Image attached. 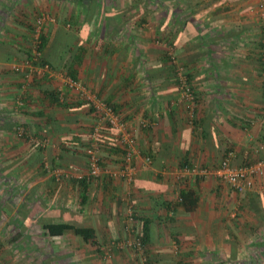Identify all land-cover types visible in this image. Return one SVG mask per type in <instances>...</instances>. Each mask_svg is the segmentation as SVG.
<instances>
[{
	"label": "crops",
	"instance_id": "crops-1",
	"mask_svg": "<svg viewBox=\"0 0 264 264\" xmlns=\"http://www.w3.org/2000/svg\"><path fill=\"white\" fill-rule=\"evenodd\" d=\"M163 1L101 0V10L98 0H19L10 19L0 9V264H11L8 250L20 243L23 264L37 255L38 264H78L76 251L47 247L81 238L50 237L44 224L92 227L98 242L113 243L127 237L131 212L151 222L155 264H264V174L245 193L201 171L185 174L217 168L229 152L235 166L264 158L261 0H167L165 11ZM32 9L59 20L45 32L50 66L113 106L135 136L133 182L108 175L84 182V146L98 116L66 88L61 103L59 78L26 84L13 72L29 47ZM180 70L195 96L194 120ZM20 125L47 146L18 137ZM99 140L103 163L120 169L116 135L103 128ZM47 167L63 173L62 183ZM188 191L198 200L193 208L179 203ZM123 259L115 255V264Z\"/></svg>",
	"mask_w": 264,
	"mask_h": 264
},
{
	"label": "built area",
	"instance_id": "built-area-1",
	"mask_svg": "<svg viewBox=\"0 0 264 264\" xmlns=\"http://www.w3.org/2000/svg\"><path fill=\"white\" fill-rule=\"evenodd\" d=\"M260 5V21L263 27L262 40L264 44V0H261ZM58 23V18L48 12H42L36 17L33 23L32 37L29 43L30 53L28 54H30V57H26L21 61L15 62L13 65V72L17 75L23 76L26 80V84L33 82L35 79L44 77L59 78L62 84V86L59 88V101L61 103L65 101L66 88L72 92H75L78 96V99L91 107L94 110V113L98 116L99 120L97 122V126L94 128V134L92 136L94 143L91 148L86 149L88 172L81 179L87 178L88 181L99 180L103 177V175H108L114 180L119 178L131 183L134 181L136 174L134 161L141 152L137 148L135 136L128 130L129 127L121 117L120 113L117 112L110 104L100 99L82 82L73 79L64 72H57L48 63H44L41 60L44 57L40 51L42 38L43 35H45L44 31L46 30V27L55 26ZM177 76L179 78L180 90L186 104L188 115L190 119L194 120L196 115V100L195 96L193 95L192 88L182 70L178 71ZM261 78V84L264 88V69L262 71ZM23 105V100L18 99L17 108H21ZM103 128H106L110 132H115L114 134L117 135L118 138L115 144L119 147L121 146L125 150V155L123 158L124 164L119 171H114L111 169L106 170L102 168L99 138ZM18 137H26L35 145L43 148L47 146V141L37 139L36 137H31L30 135L28 136L27 130L22 125L18 127ZM233 159L234 152H229L219 167L207 170L186 168L185 174L186 176L199 175V172L201 171L204 175L214 177L222 183L230 186L238 193L251 191L254 188L256 181L264 174V158L245 166L233 165ZM145 161L147 164H150L151 158L146 157ZM47 170L53 173V176H55L58 183H62V172H52L51 168L49 167H47ZM134 222L135 219L133 213L131 212L127 222L129 225L126 227V232L128 231V239H125L124 242H121L120 244H124V247L127 249L133 248L136 250L137 256L140 258V264H147L145 248L142 242L138 239L137 232L134 234ZM131 236H133L132 239L130 238ZM105 258L107 260L111 259V256L108 252H106Z\"/></svg>",
	"mask_w": 264,
	"mask_h": 264
},
{
	"label": "rangeland",
	"instance_id": "rangeland-1",
	"mask_svg": "<svg viewBox=\"0 0 264 264\" xmlns=\"http://www.w3.org/2000/svg\"><path fill=\"white\" fill-rule=\"evenodd\" d=\"M109 1V0H107ZM7 2L8 5H5ZM5 2L3 4H1V6H3V10H4V13H3V16L7 19L9 17L12 16L13 17V12L15 11L16 8H19V5L21 4L18 0H5ZM164 6L162 8V10L165 11L166 9V4H167V0H164L163 3ZM102 2H101V10H102ZM5 6V8H4ZM161 6V5H159ZM12 7V8H11ZM32 8H34L33 6H31ZM162 7V6H161ZM67 8V13L70 11V7H66ZM36 9H32V13H35V15H39L40 13L42 12H48V13H51L53 14L52 11H48V10H39V11H35ZM4 21V20H3ZM7 21V20H6ZM33 25V23L31 24ZM48 27H51V26H48ZM46 27V29L48 28ZM44 32H47V30H45ZM30 43V42H29ZM165 43H163V41H160V43L157 45L159 48H166L164 47ZM30 48L26 51L23 50L22 54L21 55H24L25 52H29ZM164 50V49H162ZM164 52V51H163ZM103 169H111V170H114L112 165L110 164H104L102 165ZM120 169H116V171H119ZM136 172H137V169H136ZM136 177V176H135ZM78 207V206H77ZM78 212V211H77ZM76 212L77 215H79L78 213ZM131 239L133 238V236L130 237ZM125 239H128V237H125L123 240H120V241H116V242H111V243H102V242H99V246H100V249L97 248V247H92L90 246L89 244L85 243L82 239L78 242V243H74V244H70L68 245L69 242H63V241H58V242H55L54 244L51 242L49 243V246L47 247V250L49 251H52L54 252L56 249L55 248H59V250L61 249H68V250H72V251H76V256H78L76 259H73V261L76 260V262H78V264H115V255H121V256H124L125 257V260L123 263L121 264H140V258L137 256V251L134 250L133 248L131 249H127L126 247H124V244H120L121 242H124ZM21 245V248H19L18 250L17 249H14L12 250L11 252V248L8 250V254H7V258L9 259V262H11V264H23V256H22V243H20ZM13 246V245H12ZM18 246V244L16 245ZM164 247L167 248V250H169V247L170 245L168 243H164L163 245ZM175 246V244H174ZM70 247V248H69ZM176 247V246H175ZM13 249V248H12ZM103 249L104 251L108 252L111 256V259L110 260H104L102 257H104V254H101V251L103 252ZM100 250V251H99ZM17 251V252H16ZM99 251V252H98ZM78 252V253H77ZM128 253L130 254L131 257H128ZM152 249H150V246L148 248H146V251H145V257L147 259V264H155V260L153 259V257L151 258V255H152ZM128 255V256H126ZM172 256H175L174 254L171 253ZM41 258V255L40 256H36V259L32 262V263H40V261L38 262L39 258ZM175 258V257H173ZM169 259V260H166L167 262L169 261H173L175 259ZM45 261L47 260H50L52 258H43ZM42 260V258L40 259ZM177 260V259H176ZM71 261V260H70ZM69 261V262H70ZM49 262V261H48ZM120 262V261H119ZM6 264V263H4ZM10 264V263H9Z\"/></svg>",
	"mask_w": 264,
	"mask_h": 264
},
{
	"label": "trees",
	"instance_id": "trees-1",
	"mask_svg": "<svg viewBox=\"0 0 264 264\" xmlns=\"http://www.w3.org/2000/svg\"><path fill=\"white\" fill-rule=\"evenodd\" d=\"M9 1H11V0H9ZM80 1L82 2V3L80 2V5L81 4H84V3H88V0H80ZM98 1H99V5H101V0H98ZM3 3H4V1L3 0H0V9H2V11L4 13V10L2 8L3 6H1V4H3ZM5 3H6L5 5H8L7 2H5ZM4 8H5V6H4ZM3 13H2V15H3ZM58 22H59V20H58ZM30 27H31V29L33 31V25H31ZM32 31H31V35H30V39L29 40H31ZM47 44H48V39H47L46 35H43L42 45L40 47L41 48L40 51L42 52V55L44 56L41 59L42 62H44V63H48V61L46 59V56H45V49L47 47ZM27 48L29 49V47H25L23 50L26 51ZM24 55H26L24 58H26V57L29 58L30 57V54H28V52H25ZM24 58H22V60ZM19 61H21V60L19 59ZM112 133L114 134L115 132H112ZM93 134H94V129H93ZM93 134L91 136H93ZM117 139L118 138H117V135H116V140ZM116 140H115V143H116ZM93 143H94V140H92V138H91V141H89V143L87 144V146H84V147H86L85 148V153H86V149L91 148L92 145H93ZM99 146H100V150H101L102 149L101 141L99 142ZM111 150L115 151V153H117V154H121L122 155V159L124 158L125 150L121 146L119 147L116 144L111 145ZM123 164H124V160H123ZM101 165H103V159H101ZM86 180H87V178L84 179L83 181L86 182V183H88ZM193 194L194 193L191 192V191H188L187 193H181L180 194V198H179L180 206H184V207L185 206H190V208H193L194 206H196L198 200L197 199L196 200L193 199L194 198L193 197ZM134 219H135L134 226H133V228H134L133 229L134 230V234H135V232H137V237L142 242V244H143V246L145 248V251H146V248H148L149 245H150V224H151V222L148 221V220H146V221H143V220L137 221L136 218H134ZM43 230L47 233L48 236L53 237V238L54 237L55 238L62 237L66 233L72 231L75 236L80 237L85 243L89 244L92 247L94 246V247H97V248L100 249L99 242L97 240L96 230L94 228H92V227L80 226V225L73 224V223H46L43 226ZM101 250H103V249H101ZM104 253L106 254V251H104V250H103V252L101 251V254H104ZM105 254H104V257H102V258L104 260H107L105 258Z\"/></svg>",
	"mask_w": 264,
	"mask_h": 264
}]
</instances>
